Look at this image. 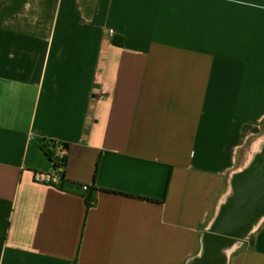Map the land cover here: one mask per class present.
<instances>
[{
  "label": "crops",
  "instance_id": "0c3cea01",
  "mask_svg": "<svg viewBox=\"0 0 264 264\" xmlns=\"http://www.w3.org/2000/svg\"><path fill=\"white\" fill-rule=\"evenodd\" d=\"M263 147L264 0H0V264H264L211 232Z\"/></svg>",
  "mask_w": 264,
  "mask_h": 264
},
{
  "label": "water",
  "instance_id": "95a60500",
  "mask_svg": "<svg viewBox=\"0 0 264 264\" xmlns=\"http://www.w3.org/2000/svg\"><path fill=\"white\" fill-rule=\"evenodd\" d=\"M234 186L235 194L223 206L215 228L235 237H243L264 214V147L254 164L236 176ZM233 243L232 239L207 235L203 256L192 264H222L217 254Z\"/></svg>",
  "mask_w": 264,
  "mask_h": 264
},
{
  "label": "built area",
  "instance_id": "2783aa9c",
  "mask_svg": "<svg viewBox=\"0 0 264 264\" xmlns=\"http://www.w3.org/2000/svg\"><path fill=\"white\" fill-rule=\"evenodd\" d=\"M48 153L49 154H55L56 158H53V164H54V171L53 172H46V173H37L36 176L41 180L42 182H45L47 184H52L57 187H61L64 183V168H65V156L67 154V148L64 144L58 142V141H50L48 145ZM82 188L85 191H88L90 189L89 185H83Z\"/></svg>",
  "mask_w": 264,
  "mask_h": 264
},
{
  "label": "trees",
  "instance_id": "16d2710c",
  "mask_svg": "<svg viewBox=\"0 0 264 264\" xmlns=\"http://www.w3.org/2000/svg\"><path fill=\"white\" fill-rule=\"evenodd\" d=\"M64 161H65V163H66V158H65ZM63 176H64V175H63ZM64 184H65V180H64V183L62 184L61 187H63ZM219 217H220V214L217 216V218H216V220H215V222H214V224H213V226H212V231H211L212 233L223 234V232H220V231H218V230L215 228V225H216V223H217ZM223 235H227V234H223Z\"/></svg>",
  "mask_w": 264,
  "mask_h": 264
}]
</instances>
